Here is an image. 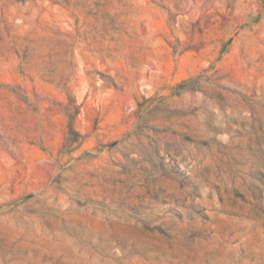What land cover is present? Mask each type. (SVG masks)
I'll return each mask as SVG.
<instances>
[{"label":"rangeland","instance_id":"374dc122","mask_svg":"<svg viewBox=\"0 0 264 264\" xmlns=\"http://www.w3.org/2000/svg\"><path fill=\"white\" fill-rule=\"evenodd\" d=\"M0 264H264V0H0Z\"/></svg>","mask_w":264,"mask_h":264}]
</instances>
